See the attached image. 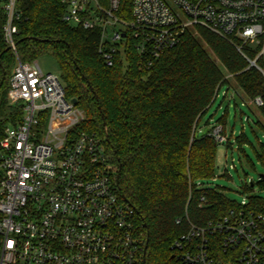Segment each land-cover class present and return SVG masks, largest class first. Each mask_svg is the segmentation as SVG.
Here are the masks:
<instances>
[{"label":"built area","instance_id":"2783aa9c","mask_svg":"<svg viewBox=\"0 0 264 264\" xmlns=\"http://www.w3.org/2000/svg\"><path fill=\"white\" fill-rule=\"evenodd\" d=\"M60 1L67 25L99 30L98 52L108 66L130 43L151 66L185 34L204 29L234 44L248 69L264 78L258 64L264 56V0H133L129 19L123 0ZM0 12L15 55L7 98L23 111L19 122L0 133V264H139L136 211L120 196L104 139L78 129L85 115L67 97L60 75L19 57L18 0H0ZM247 100L257 109L264 106L263 96ZM211 136L220 145L228 142L220 124ZM196 186L219 189L200 181ZM248 203L244 199L204 226L189 223L173 244L181 261L218 264L219 247L231 252L235 264H264V214Z\"/></svg>","mask_w":264,"mask_h":264},{"label":"trees","instance_id":"16d2710c","mask_svg":"<svg viewBox=\"0 0 264 264\" xmlns=\"http://www.w3.org/2000/svg\"><path fill=\"white\" fill-rule=\"evenodd\" d=\"M132 1L123 0L127 19ZM18 9L22 17L14 24V39L19 57L24 62L53 57L67 97L76 100L85 115L78 129L104 139L120 196L136 211L142 247L139 264H184L173 244L187 233L189 223L204 226L238 206L219 189L196 186L215 178L220 145L211 129L203 134L202 117L218 90L228 86L226 74L249 99L264 97L263 76L248 69L234 44L204 29L200 30L202 40L226 73L190 33L151 66L131 43L127 53L108 66L98 52L99 30L67 25L60 0H18ZM5 22L0 12V133L23 115L21 106L9 104L7 98L15 55L4 39ZM258 64L264 67V56ZM258 113L264 118V106ZM217 124L223 126L226 148L232 150L227 111ZM258 125L263 127L260 121ZM245 140V133L236 138L239 152L246 156L241 148ZM260 147L258 157L264 165L263 143ZM251 184L250 190L255 186ZM257 185L263 186L264 179ZM248 200L250 210L264 214V199L252 196ZM216 253L218 264H235L231 252L217 247Z\"/></svg>","mask_w":264,"mask_h":264},{"label":"rangeland","instance_id":"374dc122","mask_svg":"<svg viewBox=\"0 0 264 264\" xmlns=\"http://www.w3.org/2000/svg\"><path fill=\"white\" fill-rule=\"evenodd\" d=\"M200 30H197L195 34H191V36L198 38L202 45L208 49L202 40ZM208 51L219 67L226 73L223 64L214 56L211 50L208 49ZM246 53L251 57V54ZM36 61L44 73L61 75L58 63L53 57L44 56ZM226 80L228 86L231 87L229 95L223 97V91L225 92L228 88L223 86L219 96L216 97L202 117L200 128L203 131L210 130L227 111V133L230 136L233 130L231 138L233 148L230 150L226 148V145H219L215 178L207 183L219 187L226 197L237 203L252 196L264 199V185H257L260 176L264 175V165L258 157V154L262 151L260 144L263 143L264 145V118L260 116L256 107L249 104L247 96L240 91L234 78L226 74ZM233 89L239 91L240 94H234ZM258 121L263 124V127L258 125ZM241 133H245L246 136V140L241 146L246 156L239 152L240 145L236 141ZM250 183L255 185L251 190L248 189Z\"/></svg>","mask_w":264,"mask_h":264},{"label":"water","instance_id":"95a60500","mask_svg":"<svg viewBox=\"0 0 264 264\" xmlns=\"http://www.w3.org/2000/svg\"><path fill=\"white\" fill-rule=\"evenodd\" d=\"M9 49H10V48H9ZM73 103L76 104V100H73ZM208 131H209V130H205L203 134L208 133ZM259 179H260V180L264 179V175H261ZM117 180H118V178H116V181H117ZM251 186H253V184H251ZM146 250H147V246H145V248H144V262H145V254H146Z\"/></svg>","mask_w":264,"mask_h":264}]
</instances>
